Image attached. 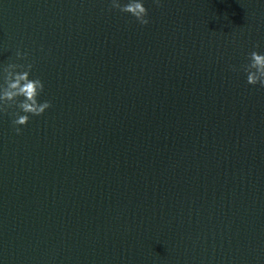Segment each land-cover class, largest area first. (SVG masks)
I'll use <instances>...</instances> for the list:
<instances>
[{"label": "water", "instance_id": "1", "mask_svg": "<svg viewBox=\"0 0 264 264\" xmlns=\"http://www.w3.org/2000/svg\"><path fill=\"white\" fill-rule=\"evenodd\" d=\"M145 7L0 0L51 103L0 114V264H264V0Z\"/></svg>", "mask_w": 264, "mask_h": 264}, {"label": "clouds", "instance_id": "2", "mask_svg": "<svg viewBox=\"0 0 264 264\" xmlns=\"http://www.w3.org/2000/svg\"><path fill=\"white\" fill-rule=\"evenodd\" d=\"M160 2L161 0H153L157 5ZM109 3L112 9L131 16L141 25L149 23L145 0H109ZM3 52L0 49V55ZM26 59V53L19 49L15 52V61ZM15 61L0 63V114L13 109L12 124L16 134L20 135L21 129L28 125L30 118L44 115L51 108V103L40 99L44 92V83L41 79L32 77L33 65ZM242 71L248 85L264 87V53L252 51L248 63L242 66Z\"/></svg>", "mask_w": 264, "mask_h": 264}]
</instances>
